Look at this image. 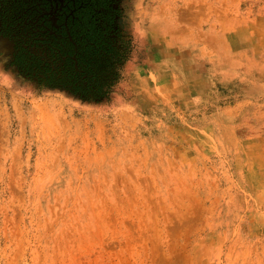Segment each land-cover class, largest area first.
<instances>
[{"label": "rangeland", "instance_id": "374dc122", "mask_svg": "<svg viewBox=\"0 0 264 264\" xmlns=\"http://www.w3.org/2000/svg\"><path fill=\"white\" fill-rule=\"evenodd\" d=\"M252 3H229L225 32L207 36L111 0L133 50L98 103L20 73L0 15V264H264V0Z\"/></svg>", "mask_w": 264, "mask_h": 264}, {"label": "trees", "instance_id": "16d2710c", "mask_svg": "<svg viewBox=\"0 0 264 264\" xmlns=\"http://www.w3.org/2000/svg\"><path fill=\"white\" fill-rule=\"evenodd\" d=\"M41 2L35 6L38 17L30 22L2 15L9 36L18 34L22 24L28 26V33L19 32L15 40L13 65L40 87L87 102L106 100L133 50L116 25L117 11L103 0ZM24 34L29 36L26 40Z\"/></svg>", "mask_w": 264, "mask_h": 264}, {"label": "crops", "instance_id": "0c3cea01", "mask_svg": "<svg viewBox=\"0 0 264 264\" xmlns=\"http://www.w3.org/2000/svg\"><path fill=\"white\" fill-rule=\"evenodd\" d=\"M138 1V0H136ZM146 4L143 12L148 14L149 23L162 32L191 33L203 23L204 34L215 35L225 32L224 20L226 10L231 11L234 0H142ZM253 0H236V5H252ZM240 7V6H239ZM203 19V22H201ZM221 24V25H220ZM214 28V29H213ZM157 30L154 31L156 33ZM175 34V33H174Z\"/></svg>", "mask_w": 264, "mask_h": 264}, {"label": "flooded vegetation", "instance_id": "af4514ba", "mask_svg": "<svg viewBox=\"0 0 264 264\" xmlns=\"http://www.w3.org/2000/svg\"><path fill=\"white\" fill-rule=\"evenodd\" d=\"M41 1H43V0H0V15L1 16L2 15L3 16L4 15H13V16H16L18 19L21 18L24 23H27L30 18L38 17L36 13L39 12L40 10H37L35 6H39L38 4L42 3ZM52 1H58V0H52ZM95 1H97V0H95ZM103 1L106 3L111 2V0H103ZM40 8H41V6H40ZM25 25L22 24L19 32L24 31L25 33H28V31H27L28 26H25ZM19 32H18V34H14L15 33L14 32L12 35H10L11 39L17 40L18 39L17 35H19ZM24 35H25L24 39L26 40L29 36H28V34L27 35L24 34Z\"/></svg>", "mask_w": 264, "mask_h": 264}]
</instances>
